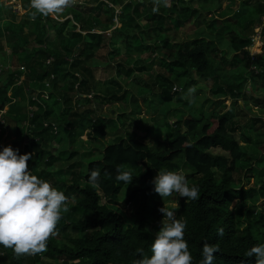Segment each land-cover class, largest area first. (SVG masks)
Wrapping results in <instances>:
<instances>
[{
    "label": "trees",
    "instance_id": "1",
    "mask_svg": "<svg viewBox=\"0 0 264 264\" xmlns=\"http://www.w3.org/2000/svg\"><path fill=\"white\" fill-rule=\"evenodd\" d=\"M161 1L164 4L153 12L151 0H75L58 21L40 14L33 20L31 0H21L23 16L0 34V51L8 47L15 65L0 72V105L6 106L0 121L10 132L11 148L21 155L32 153L27 162L32 174L70 198V210L62 212L58 236L49 238L46 251L18 256L0 245L5 264H133L140 258L138 249L151 256L155 233L150 225L165 221L158 211L164 200L151 183L162 169L183 171L189 187L199 188L198 199L179 197V208L173 209L177 219L187 221L184 238L193 264L203 259L204 242L219 246L213 264H255V257L245 253L264 244V200L259 205L263 209L253 215L264 199V0H197L194 7L182 6L186 0H167V6ZM205 10L220 11L206 26L208 31L178 42L161 41L171 50L159 65L165 78L156 76L152 83L161 89L157 98L163 114L152 124L138 119L135 129L127 125L124 112L115 120L104 116L103 107L125 100L124 93L104 96L96 91L103 81L93 76L95 56L106 50L112 34L122 38L130 57L139 54L144 43L161 40L171 27L193 31ZM194 18L197 23H191ZM117 23L120 27L107 33ZM257 35L263 45L254 59L246 48ZM223 45L231 53L229 75L224 73L227 55L220 54ZM191 72L203 80L220 79L222 85L211 96L229 97L230 108L223 111L222 105L207 112L210 99L194 94V100L178 101L180 106L172 111L173 84L186 95L196 85ZM49 98L61 103L63 118L53 117ZM239 100L249 111L253 102L259 113L248 116L241 110L236 116ZM136 114L132 111L130 118ZM112 121H120L121 127ZM85 134L86 142L81 139ZM111 134L101 149L88 145L102 143ZM151 138L156 140L152 145L144 142ZM55 163L59 167L50 170ZM118 167L132 173L131 184L115 179ZM92 169L100 170L99 188L88 183ZM126 207L130 216L122 211ZM45 257L54 262H42Z\"/></svg>",
    "mask_w": 264,
    "mask_h": 264
},
{
    "label": "clouds",
    "instance_id": "2",
    "mask_svg": "<svg viewBox=\"0 0 264 264\" xmlns=\"http://www.w3.org/2000/svg\"><path fill=\"white\" fill-rule=\"evenodd\" d=\"M74 3L75 0H31L32 19L35 20L37 14L44 17L59 15ZM158 10V7L153 8V12ZM194 93V88L188 89L185 99L192 97L194 100ZM31 158L32 153L21 155L11 146L0 151V245L12 248L18 256L46 251L47 241L57 234L62 212L70 210L69 197L47 180L32 174L27 163ZM100 176L99 169L90 170L88 183L99 188ZM115 179L129 185L133 176L130 171H122L118 167ZM151 183L161 200L173 193L188 200L199 198V188L189 187L187 178L180 172L162 169ZM176 207L179 208L178 202ZM158 211L167 222L154 235L151 256H145L143 249H138L140 258L133 264H193V256L184 238L187 221L177 219L174 211L164 207ZM223 234V228L218 229V235ZM219 250L217 244L204 242L200 264H213ZM245 255L255 257V264H264V244L254 245Z\"/></svg>",
    "mask_w": 264,
    "mask_h": 264
},
{
    "label": "rangeland",
    "instance_id": "3",
    "mask_svg": "<svg viewBox=\"0 0 264 264\" xmlns=\"http://www.w3.org/2000/svg\"><path fill=\"white\" fill-rule=\"evenodd\" d=\"M21 0H0V34H2L8 25L9 22L14 21L17 23L19 19L23 16L24 12L21 8ZM152 5L154 7H157L159 5H163L164 2L161 0H151ZM186 0L181 5L187 6L190 5V7H194L197 5V0ZM200 3V2H199ZM198 3V4H199ZM214 9V8H213ZM118 12V10H117ZM220 11H212L210 14L205 10L202 11V17H200L197 23L196 18L192 19L191 23L196 22L197 28H195L193 31L188 32L190 30H187L185 28L175 30L173 27H171L169 30L166 31L165 35L161 37V40L156 41H146L147 43H144V48L140 51L139 54H131V56H127V51L124 46V42L120 36L117 34H114L112 30L115 27H120V24L117 23L116 26H111V28L107 31V33L112 32L113 38L107 42V45L104 47L106 50H101L100 53L96 54V58L94 59V62L96 64L93 65V76L95 79H100L103 81L100 86L97 87L96 91H101L102 95L109 96L110 94L114 93L117 95H121L124 93L125 100L123 102L117 103V104H111L106 107H103L102 114L106 117H112L114 120L117 118L118 113L124 112L128 116V124L132 128H136V124L134 125L133 122L137 123L138 119L144 120L145 124H152L153 120L160 117L161 114L165 110L164 107H160L159 100L157 96L161 92V89L159 85L156 87L153 85L152 81L155 80V77H164L165 75L161 72L159 65L162 58H165L171 48L169 46H163L162 42L163 40H168L170 42L175 41H181L185 39H191L194 38L195 35H193L194 32L198 33L201 30L208 31L206 26L211 22L213 18H219ZM58 19V21H62V19H59V15L53 16ZM141 24H145L146 22L144 20L139 21ZM175 20H172V25H174ZM205 28V29H204ZM135 33L139 34L138 30L135 31ZM213 32H211L210 35H212ZM144 37V36H143ZM225 42L228 41L229 35H225ZM252 38V36H251ZM2 37H0L1 41ZM213 39V36L212 38ZM260 47V46H259ZM259 47L258 43L253 40L252 45L250 47H247L246 50L248 51L249 55L255 59L256 55L259 53ZM221 55H227V64L224 68V73L226 72L228 75L230 74V64L229 60L231 58V53L229 54V49L226 47V45H223V48H221ZM9 52L10 49L8 47H4L3 51H0V72L10 70L12 67L14 68L15 65L13 61L10 63L9 59ZM257 53V54H256ZM135 60V62H133ZM117 64H120L118 66ZM130 68V70H128ZM130 71V72H129ZM181 75V74H180ZM184 78H186V74L183 75ZM189 76V74H188ZM190 76L192 79L196 80V85H194L195 89V95H198L201 97H207L210 99L208 104L205 107V111L209 112L214 109H222V105H224L226 108L223 111H226L231 106V99L229 97L226 98H219L214 99L213 96H211V91L215 89L217 86L222 85L219 82L220 79L217 78H209L208 80H203L200 76H198L196 73L191 72ZM119 82V83H115ZM157 81V83H160ZM162 83V82H161ZM252 83V82H251ZM255 91L256 95H259L262 92V89L259 85L258 80L255 82ZM125 92L127 93L125 95ZM174 93V94H173ZM171 94L173 96V101L171 103L172 111L176 109L175 106H180L178 101H184L185 95L183 94L182 87L179 84L174 83L173 87L171 89ZM197 97V96H196ZM191 98V97H189ZM49 105H52L53 107V117H56L58 120L59 118H63L61 115L62 108L61 103L59 101H55V99L49 98L47 100ZM178 103V104H177ZM176 104V105H175ZM238 105L241 106V108L237 105H235L234 110L237 112L235 114L236 116L240 114V111L243 110L247 113L248 116L250 115H257L259 113V108L253 106V102H251L250 107L251 111H249L247 108L243 106V102L241 100L238 101ZM97 107V105H94V107ZM6 109V106L0 105V115L4 113ZM184 110V109H183ZM135 111L137 114L130 118L131 112ZM131 121V122H130ZM147 121V123H146ZM130 122V123H129ZM174 120L170 121V124H172ZM110 125V124H109ZM111 125H115L121 127V122H113ZM129 127V126H127ZM9 130L1 123L0 121V151L3 150L4 147L12 146V141L9 139L10 137ZM238 137V134L235 136ZM113 138V134L108 135L102 143L98 142H89V146L92 149H101L102 144H107L110 142V140ZM84 142L87 141V135H83L81 138ZM148 145H152L154 142H156L155 138H151L149 140H145ZM164 142L163 138H161V141ZM161 145L163 143H160ZM81 152V151H80ZM59 167V163H55L54 166L50 170H56ZM84 170V169H83ZM184 175L183 171H179ZM242 174L236 175L237 177H241ZM62 178V177H61ZM245 183H248V179H244ZM250 184V183H249ZM53 185V184H52ZM251 185V184H250ZM125 195V190H123L120 193V198H122ZM179 195L176 193H173L168 198L164 199L163 207L173 211V209L176 208V204L178 202ZM264 199H260L259 202L256 204V207L254 209L253 215L256 216L263 207H259L260 204L263 203ZM120 208H123V206H120ZM122 211L128 216L129 215V207L124 208ZM235 212L239 211V208L236 207ZM125 215V220L127 223H129L130 218ZM258 217H256L257 219ZM167 221L154 223L150 225V229L156 233L159 231L160 227L163 223H166ZM260 234V232H258ZM57 234L55 236H52L54 238H57ZM42 262H50L53 263L54 261L50 259L49 257H45L42 259ZM6 258L4 255L0 253V264H5Z\"/></svg>",
    "mask_w": 264,
    "mask_h": 264
},
{
    "label": "crops",
    "instance_id": "4",
    "mask_svg": "<svg viewBox=\"0 0 264 264\" xmlns=\"http://www.w3.org/2000/svg\"><path fill=\"white\" fill-rule=\"evenodd\" d=\"M255 39H256V38H255ZM254 41H256V42L258 43V47H259V46L261 47V46L263 45L262 41H258L257 39L254 40ZM261 43H262V45H261ZM260 47H259V48H260Z\"/></svg>",
    "mask_w": 264,
    "mask_h": 264
},
{
    "label": "bare ground",
    "instance_id": "5",
    "mask_svg": "<svg viewBox=\"0 0 264 264\" xmlns=\"http://www.w3.org/2000/svg\"><path fill=\"white\" fill-rule=\"evenodd\" d=\"M258 40V41H260V39L257 37V36H255L252 40H256V39Z\"/></svg>",
    "mask_w": 264,
    "mask_h": 264
},
{
    "label": "built area",
    "instance_id": "6",
    "mask_svg": "<svg viewBox=\"0 0 264 264\" xmlns=\"http://www.w3.org/2000/svg\"><path fill=\"white\" fill-rule=\"evenodd\" d=\"M257 37L259 38V35H257Z\"/></svg>",
    "mask_w": 264,
    "mask_h": 264
}]
</instances>
